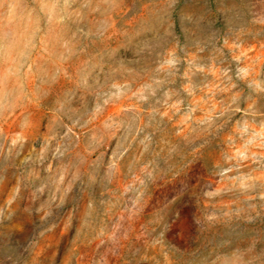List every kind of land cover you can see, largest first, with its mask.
I'll return each instance as SVG.
<instances>
[{"label": "rangeland", "instance_id": "1", "mask_svg": "<svg viewBox=\"0 0 264 264\" xmlns=\"http://www.w3.org/2000/svg\"><path fill=\"white\" fill-rule=\"evenodd\" d=\"M0 264H264V0H0Z\"/></svg>", "mask_w": 264, "mask_h": 264}]
</instances>
